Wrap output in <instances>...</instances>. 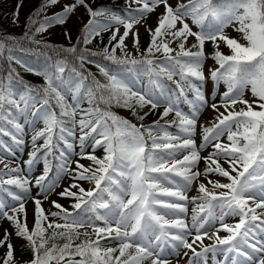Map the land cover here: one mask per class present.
<instances>
[{
    "label": "snow or ice",
    "instance_id": "snow-or-ice-1",
    "mask_svg": "<svg viewBox=\"0 0 264 264\" xmlns=\"http://www.w3.org/2000/svg\"><path fill=\"white\" fill-rule=\"evenodd\" d=\"M21 2L17 0L11 14L13 24H18ZM59 3L41 0L27 18L22 37L0 35V61L7 65V74L0 75V136L22 148L27 125L32 151L24 164L31 172L43 161V171L35 177L37 195L32 196L24 170L19 165L10 167L0 155L4 166L0 169V221H8L13 229L12 233L3 229L0 247L7 250L0 264H171L168 257H177L181 248L193 254L189 264H208L209 254L212 264H264V0H177L175 5L170 0H125L122 10L99 0H70L60 11L47 14ZM161 6L164 11L157 26L146 27L147 49L134 56L127 50L126 38L132 36V46L139 52L135 26ZM79 8L88 19L77 44L53 47L42 36L38 38L51 27L66 26ZM189 19L198 30H193ZM113 25H122L123 34L118 35L116 27L108 45L91 51L87 45ZM228 28L239 37L228 36ZM63 35L72 40L67 27ZM190 37L195 42L186 47ZM25 41L37 46L42 62L29 63L15 54L32 51L21 46ZM175 41L179 43L174 49L170 44ZM206 41L213 45L208 55ZM222 44L228 53L221 50ZM41 45L57 58L39 52ZM117 49L122 55H117ZM209 59L215 66L209 67L206 76L204 66ZM13 62L43 77L44 83L37 87L26 82ZM85 63L95 65L103 82L85 69ZM142 78H147L146 86H140ZM209 80L214 87L226 86L219 103L215 92L210 97L205 94ZM246 91L250 99L244 98ZM85 101L87 108L82 107ZM238 103L244 107L236 110ZM161 105L160 120L170 113L175 114L174 120L137 126L112 111L113 106L127 108L143 121L149 112L138 115L137 108L150 106L153 111ZM208 107L217 115L211 126H200L203 142L199 149L213 148L203 158L206 166L201 173L193 170L201 159L193 137L198 118ZM40 122L43 127L37 129ZM173 126L176 134L168 131ZM225 134L229 143L220 142ZM39 140L43 143L37 145ZM12 145L0 139V150L15 156ZM89 147L92 153L87 152ZM97 148L103 149L102 158L93 154ZM185 151L182 159L175 158ZM49 157L57 161L51 177ZM82 159L91 164L86 167ZM212 173L228 182L209 180L211 188L201 182L198 195L189 200L186 192L193 182ZM64 177L73 182L57 192ZM78 181H88L93 187L85 190ZM52 194L74 199L72 210L51 200L58 211L46 214L42 204ZM29 199L34 205L31 228L26 211ZM187 203L194 205L190 224L182 218ZM229 218L238 222H226ZM221 231L227 234L221 236ZM13 233L25 242L31 259L15 257ZM81 236L85 239L80 240ZM206 237L213 243L205 245ZM101 241L117 246L104 247ZM197 244L200 251L194 247Z\"/></svg>",
    "mask_w": 264,
    "mask_h": 264
},
{
    "label": "rangeland",
    "instance_id": "rangeland-1",
    "mask_svg": "<svg viewBox=\"0 0 264 264\" xmlns=\"http://www.w3.org/2000/svg\"><path fill=\"white\" fill-rule=\"evenodd\" d=\"M67 2H70V0H60V3L58 5L52 6L47 10V14L51 15L57 11H60L62 9V5L64 3H67ZM170 2L173 5H175L177 0H170ZM182 2H186V0H182ZM99 3L104 5V6L110 7V8H115L117 10H120V7H125V0H99ZM16 4H17V0H0V31L6 32V33L11 34L13 36H23V34L25 32V24H26L27 18L30 15H33L35 10L41 4V0H22L21 7L19 10L18 24H13V23H11V14L15 10ZM133 7H136V5H133ZM163 11H164V9L162 6L157 8L153 13L149 14L146 17V19L142 20L139 25L135 26V28H137L139 31V38L142 36H146L148 41L150 42V36H149V33L146 31V27L154 29L157 26L158 16L161 13H163ZM87 18H88V16L85 13V10L83 8H79L76 11V13L71 16V18L69 19L66 26H64V27H67V29L69 30V32L72 36L71 41H68L65 39V37L63 35L64 27H62V26L51 27L45 33L39 34L38 38H40V36H42L43 40H45V41L48 40V41L60 42V43H64V44L71 43L74 40V38L76 37V35H77L80 27L82 26V24L87 20ZM188 22H189L190 26L193 27L194 31L198 30L194 25H191L190 19ZM116 27H119L118 35H122L123 31H124L123 26L122 25H114V30ZM226 34L230 37H239V35H240L236 31H233L232 28H228L226 30ZM166 39L170 40L171 38L167 37ZM193 41H194V38L190 37L188 40V43L186 44V47H190V45ZM125 43L128 46L127 50L132 53L133 46H132V36L131 35L126 38ZM178 43H179V41L172 42L170 44V47L175 49V48H177ZM221 50L224 51L225 53L229 52L228 48L223 44L221 45ZM212 52H213L212 43L210 41H206L205 42V53H206V55L211 54ZM173 53H175V52H173ZM213 66H215L213 60L209 59L206 61L205 66H204V71H205L206 76L208 75L209 67H213ZM39 77H41V76H39ZM41 78H43V77H41ZM146 85H147V83L144 82L143 78H142L140 86H146ZM224 91H226V86L223 83H221L218 87H214L213 83L209 80L208 83L205 85V94L210 97V94L212 92H215L216 93L215 99H216L217 103L220 102V95ZM244 98L245 99L251 98L250 91H246ZM68 99H69V101H71L70 96L68 97ZM82 107L87 108L83 104H82ZM163 107L164 106L161 105L160 107H158L156 109L157 115L160 116V113L163 112ZM242 107H244V105L239 104V103L237 105H235L236 110H239ZM220 111L225 112V109L223 107H221ZM225 114H227V113L225 112ZM216 115L217 114L210 107L205 108L201 112V114L198 118L197 130H196L194 137H193L196 141V145H197L198 149H199L200 144L203 142L202 141V129L200 126L201 125L211 126ZM77 119H79V116H77ZM21 123H23V120H21ZM36 127H37V129L43 127L42 122L38 123L36 125ZM233 130H235V129H233ZM25 132H26V135L24 136L25 144L22 148H16L15 145H12L11 139L9 137L0 136V139L5 140V142L8 143L9 145H12V147L15 151V156H12L6 152H3L2 150H0V155L3 156L4 162L8 163L10 165V167H16L17 165H19V167L24 170L23 175L28 176V178L30 180L29 186L32 189L31 195L36 196L38 190L35 186V177L42 173L43 161L41 160L39 163L35 164L31 170V172H29L27 170V166L24 164V161H26L29 158L28 153L30 151H32V145H31L32 132H31V129L27 125L25 126ZM173 134H176V133H173ZM157 135H162V133L159 132ZM220 142L229 143L227 141V135L226 134L220 138ZM42 143H43V140H39L37 142V145L42 144ZM76 143H77L76 151L79 152L80 149L78 146V141H76ZM148 145L150 146V144H148ZM199 151H200L201 159L198 162L196 168L193 170L194 171L198 170L201 173H203L204 168L206 166L203 158L208 156V154L213 151V148L211 145H208L207 147H205L203 149H199ZM87 152L92 153V149L89 147L87 149ZM93 154L99 158H102L104 156V151L102 148H97ZM185 154H187L186 151L177 154L175 158L176 159H182L183 155H185ZM74 159H79V157H74ZM80 162L82 164H84L86 167L91 164V161H88L86 159H82V160H80ZM220 163L226 169L228 168V164L224 160H221ZM1 166H3V164H1ZM72 166L75 167V164H73ZM209 180L219 181L221 183H227L228 182L226 178L221 177L215 173L209 174L207 176L202 174V175H200V177L198 178L197 181L193 182L191 188L186 192V195L189 197V200L192 197L198 195L197 187H198L199 183H201V182L205 183L209 188H211V185L208 183ZM72 182L73 181H71L68 177H64L60 182L61 187L57 188L56 191L57 192L61 191L63 187H66L68 184H70ZM78 183L82 187H84L85 190L93 187V185L88 181H78ZM165 186H168V185H165ZM73 191H76V189H73ZM216 191L219 192V191H223V190L217 189ZM51 200H56L58 203L63 205L65 208H68L69 211H71V206L75 202L74 199H72V198H62V197H59L55 194H52L49 196V200H44L43 204H42L43 208L45 209L46 214L52 212L53 209H55L52 206V204L50 203ZM193 208H194V205L192 203H187V213L183 214V216H182V218L186 219L189 224L191 222L190 218L193 214ZM26 211H27V223H28L29 228H31L34 224V205L31 201V199H29L26 203ZM171 218H174V217H171ZM49 219L50 220L56 219L60 222H63V220H61L59 218H52L51 216H49ZM226 222L235 223V222H238V218H235V219L229 218L226 220ZM3 229H8V231L10 233L13 232V229L10 226L8 221H6V220L0 221V238L3 237ZM219 234L221 236H224L227 233L221 231ZM192 235H195V233L193 232ZM209 235H211V232H209ZM188 239H189V242L191 243L192 242V236H189ZM10 240L14 246V255L18 260H29L31 258V252L27 251L23 247V245L25 244V242L23 240L15 237L14 233L10 237ZM203 243L205 245H210L213 243V241L206 237L204 239ZM110 247H114V246H110ZM194 247H196L197 251H200L198 244L194 245ZM1 248L2 247H0V249ZM185 252H187V256L184 255ZM192 255L193 254H192L191 250L181 248L179 251V255L177 257L169 256L168 258L170 259L171 264H177V261L179 262V264H189V258L192 257ZM218 259H222V257H218ZM149 264H150V262H149ZM208 264H212L211 254H209Z\"/></svg>",
    "mask_w": 264,
    "mask_h": 264
},
{
    "label": "trees",
    "instance_id": "trees-1",
    "mask_svg": "<svg viewBox=\"0 0 264 264\" xmlns=\"http://www.w3.org/2000/svg\"><path fill=\"white\" fill-rule=\"evenodd\" d=\"M124 7H120V10H122ZM88 19V18H87ZM87 21V20H86ZM86 21L84 23H86ZM83 23V24H84ZM83 24L82 26L80 27L76 37L74 38V40L71 42V43H67V44H64V43H60V42H53V41H48L46 40V42L50 45H52L53 47H59L60 45H63L65 47H68V46H71L72 44H77V37L80 36L81 34V29L83 27ZM112 31H114V25L112 26V28H110L108 31L106 32H103L101 33V36L100 37H96L92 40V43L87 45V47L91 50V51H99L101 50L105 45H108V41H109V38L112 34ZM0 35H11V34H8L6 32H1L0 31ZM13 36V35H11ZM14 37H17V38H20L22 36H14ZM45 41V40H44ZM195 41H193L192 43H194ZM115 43V41L113 42V44ZM191 43V44H192ZM148 44H149V41L147 39L146 36H142L139 38V49L140 51L139 52H136V50L133 48L132 50V54L134 56H137L139 57V55L141 53H143L147 47H148ZM22 47H24L25 49H31L32 51H26V52H19L17 51L15 54L17 56H19L21 59L23 60H26L28 61L29 63H37V62H42L44 60V57L41 55V56H37V46L36 45H32L28 42H22L21 44ZM78 47H82V45H78ZM111 47V46H109ZM39 52H45L47 51L48 52V55L50 56H53V58H57L56 57V54L52 51H48L47 49H45L43 47V45L39 46V49H38ZM117 55H122V53L120 52L119 49H117ZM172 55H175V53H172ZM156 56L159 57L161 56V53H156ZM93 59H96L97 61H100V57H94ZM104 63H111V62H104ZM7 67L6 63L3 62V61H0V75H6V71H4V69ZM12 67L16 69V71L20 74V76L26 81L28 82L29 84L31 85H35V86H40L44 83V80L43 78L39 77L38 75H35L33 73H30V72H27L25 71L23 68H21L19 65H16L14 62L12 64ZM85 69L88 71V72H91V73H94L97 77V79H100L102 82H103V77L102 75L99 73L98 69L95 67V65L93 64H88V63H85ZM66 74H67V70H66ZM145 81L148 83L147 81V78H144ZM169 85H171V82L168 81L167 82ZM174 87V85H171ZM191 96V94H189ZM84 106L88 107V104L87 102L85 101L83 103ZM55 107V105H53ZM184 107V110L187 111V106H182ZM150 109V106H145L143 109H140V108H137V113L138 115H143L145 112H149V115H147L145 117V119L143 121H140L137 119L136 116H134L132 114V111L130 109H127V108H123V107H116V106H113L112 107V111H114L115 113H117L119 116L121 117H124L128 120H130L132 123L136 124L137 126H139L140 124H144V125H150L152 124L154 121H157L159 120L161 124H164L168 121H172L175 119V114L174 113H170L168 117H166L164 120H160V116L156 114V110H153V111H149ZM168 131L170 132H177L176 128L173 126L171 128L168 129ZM159 132H157L156 134H158ZM148 144H151V141H148ZM58 154V153H57ZM49 161H50V164L53 166V171L52 173H50V177L51 176H54L55 174V164L57 163V161L55 159H53L52 157H49ZM0 169H3V166H1L0 164ZM72 210V208H71ZM53 211H58L57 209H53ZM58 223H63V222H60L58 220H56ZM46 226V224H45ZM100 226H103L102 222L100 224ZM81 231H84L83 229H81ZM87 231L89 233L92 232V229L91 228H88ZM95 235L93 234L92 235V239H95ZM85 239V237L81 236L80 237V240H83ZM80 240H76L74 241V243H79ZM58 243H63V240H60L58 241ZM101 244L102 246L104 245L105 247H110V246H114L116 247V243L114 242H105V241H101ZM6 247H2L0 249V257H3V255L5 254L6 252ZM118 255V253H116ZM31 259V258H30ZM75 259H79V257H75Z\"/></svg>",
    "mask_w": 264,
    "mask_h": 264
}]
</instances>
